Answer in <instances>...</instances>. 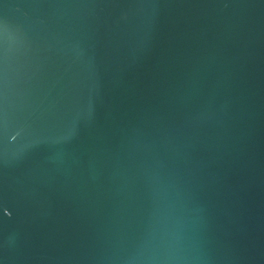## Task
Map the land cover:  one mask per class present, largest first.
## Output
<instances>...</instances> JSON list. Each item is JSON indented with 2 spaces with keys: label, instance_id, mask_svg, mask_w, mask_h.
Here are the masks:
<instances>
[{
  "label": "water",
  "instance_id": "water-1",
  "mask_svg": "<svg viewBox=\"0 0 264 264\" xmlns=\"http://www.w3.org/2000/svg\"><path fill=\"white\" fill-rule=\"evenodd\" d=\"M0 264H264V0H0Z\"/></svg>",
  "mask_w": 264,
  "mask_h": 264
}]
</instances>
